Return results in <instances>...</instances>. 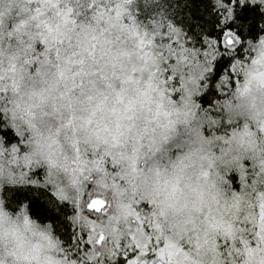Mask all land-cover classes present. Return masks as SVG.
Instances as JSON below:
<instances>
[{
    "label": "clouds",
    "instance_id": "9594fccd",
    "mask_svg": "<svg viewBox=\"0 0 264 264\" xmlns=\"http://www.w3.org/2000/svg\"><path fill=\"white\" fill-rule=\"evenodd\" d=\"M35 2L0 0V70L23 56L12 25ZM59 3L93 26L98 57L110 50L123 103L105 90L92 115L95 101L77 91L55 112L27 80L21 94L0 97V264H127L141 220L169 245L163 257H141L147 264H264L255 235L264 205V0H198L202 20L192 0ZM141 38L151 41L143 53ZM229 57L231 75L222 70ZM96 198L106 201L100 211L88 208ZM230 234L251 239L253 252L224 247Z\"/></svg>",
    "mask_w": 264,
    "mask_h": 264
},
{
    "label": "snow or ice",
    "instance_id": "6c2138e0",
    "mask_svg": "<svg viewBox=\"0 0 264 264\" xmlns=\"http://www.w3.org/2000/svg\"><path fill=\"white\" fill-rule=\"evenodd\" d=\"M228 2L231 3L232 0H228ZM235 3L239 6L240 0H235ZM224 11L227 13L229 10L226 8ZM121 14V10L117 7L115 17L119 19ZM2 15L3 13H0V16ZM115 26L112 25V27ZM123 27L121 26V28ZM226 27L231 28L232 25L229 24ZM12 28L16 35L18 48L23 51V56L11 55L8 58L7 70H0V97L7 101L10 89L15 95L21 94V88L27 80L33 85L30 95L39 98L41 104L51 100L55 112H61L62 108L70 107L71 98L77 91L89 102L95 101L92 115L103 109L108 99V92L105 90L114 93L116 101L123 103L121 90L117 89L113 83L114 79L120 78L115 71V58L105 59L110 50L102 51L100 56H97L95 29L91 24H78L73 16L72 8L63 7L59 0H36L35 7L24 10V15L12 25ZM89 31L93 33L92 42L85 44L78 37L80 33ZM261 31H264V28ZM221 35L226 36L227 44L231 45L235 42L231 38L230 32L225 33L221 29ZM237 35L241 36L240 33ZM74 37L77 39L74 40ZM104 42L111 43V40L105 38ZM138 44L143 53L151 41L141 38ZM236 52L239 59L243 60V44L236 49ZM234 59L236 57H229L223 61L222 70H229V75L235 71L234 66L230 67L233 65ZM252 62L256 63L255 60ZM109 63L113 69L110 73L107 71ZM134 79L135 69L130 76L121 80V84ZM37 84L41 87L37 88ZM61 84H63V89L60 88ZM211 86H215V80L212 81ZM245 90H247V86ZM128 107L130 110L131 102ZM28 114L30 117H35L31 107L28 109ZM87 123H91V118L87 120ZM65 124L71 128L73 119H69ZM73 132H75L74 128ZM0 135H4V133L0 132ZM75 150L79 155L78 139ZM104 156H112V153L105 152ZM112 159L114 161L113 168H115V157L112 156ZM36 174L38 175V173ZM5 191H9V189H5ZM105 203L106 201L103 199H92L88 203V208L100 211ZM137 218L139 219V213H137ZM258 227L260 230L255 235L260 241H264V205H262ZM139 230L143 233L142 238L138 239L136 234H132L130 237L132 252L128 256L127 264H147V260H141V257L149 256V253L152 256L163 257L169 245L159 236L153 237L149 227L142 220ZM244 231L246 232V230ZM99 240H104L103 234L100 235ZM224 247L231 248L239 256H247L254 250L251 239L246 238L244 234L238 237L228 235L224 240ZM167 254L170 256L172 253L168 251ZM168 264L171 262L169 261Z\"/></svg>",
    "mask_w": 264,
    "mask_h": 264
},
{
    "label": "trees",
    "instance_id": "16d2710c",
    "mask_svg": "<svg viewBox=\"0 0 264 264\" xmlns=\"http://www.w3.org/2000/svg\"><path fill=\"white\" fill-rule=\"evenodd\" d=\"M192 3H193V8L191 9V11H192V15H193V18L195 19V20H202L203 18H202V16H200L199 14H198V0H192ZM192 28L194 29L195 28V25H192ZM43 206L42 205H37V208L39 209V208H42ZM53 218L54 219H59V217L58 216H53Z\"/></svg>",
    "mask_w": 264,
    "mask_h": 264
}]
</instances>
